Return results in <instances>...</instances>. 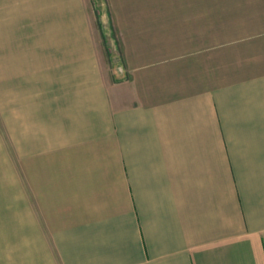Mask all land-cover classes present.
<instances>
[{"label": "crops", "instance_id": "0c3cea01", "mask_svg": "<svg viewBox=\"0 0 264 264\" xmlns=\"http://www.w3.org/2000/svg\"><path fill=\"white\" fill-rule=\"evenodd\" d=\"M0 264H264V0H0Z\"/></svg>", "mask_w": 264, "mask_h": 264}, {"label": "rangeland", "instance_id": "374dc122", "mask_svg": "<svg viewBox=\"0 0 264 264\" xmlns=\"http://www.w3.org/2000/svg\"><path fill=\"white\" fill-rule=\"evenodd\" d=\"M108 33L112 34L109 30H108ZM108 40H109V41L107 42V43H108V46H109L110 48H112V43H113V42L111 41V37H110V36H109ZM115 43H116V41H115ZM109 50H110V49H109Z\"/></svg>", "mask_w": 264, "mask_h": 264}]
</instances>
